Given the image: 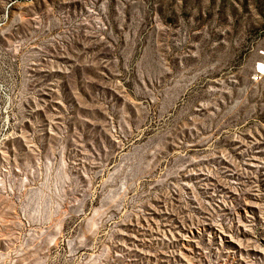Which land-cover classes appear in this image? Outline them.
Listing matches in <instances>:
<instances>
[{"label": "rangeland", "instance_id": "obj_1", "mask_svg": "<svg viewBox=\"0 0 264 264\" xmlns=\"http://www.w3.org/2000/svg\"><path fill=\"white\" fill-rule=\"evenodd\" d=\"M0 264H264V0H0Z\"/></svg>", "mask_w": 264, "mask_h": 264}]
</instances>
